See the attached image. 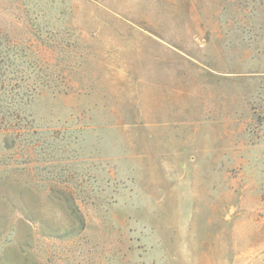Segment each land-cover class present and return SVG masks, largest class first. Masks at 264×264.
Here are the masks:
<instances>
[{
  "label": "rangeland",
  "instance_id": "1",
  "mask_svg": "<svg viewBox=\"0 0 264 264\" xmlns=\"http://www.w3.org/2000/svg\"><path fill=\"white\" fill-rule=\"evenodd\" d=\"M0 32V264H264V0H0Z\"/></svg>",
  "mask_w": 264,
  "mask_h": 264
},
{
  "label": "trees",
  "instance_id": "2",
  "mask_svg": "<svg viewBox=\"0 0 264 264\" xmlns=\"http://www.w3.org/2000/svg\"><path fill=\"white\" fill-rule=\"evenodd\" d=\"M17 66L5 51L0 32V138L6 145L9 141L14 144L24 132L21 126L23 110L21 102L17 99L20 97L21 87H24L27 80L24 71Z\"/></svg>",
  "mask_w": 264,
  "mask_h": 264
}]
</instances>
